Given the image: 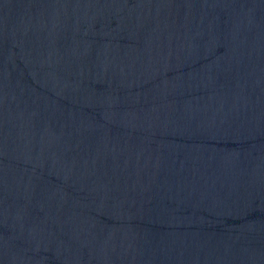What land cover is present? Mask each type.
Masks as SVG:
<instances>
[{
  "label": "water",
  "instance_id": "water-1",
  "mask_svg": "<svg viewBox=\"0 0 264 264\" xmlns=\"http://www.w3.org/2000/svg\"><path fill=\"white\" fill-rule=\"evenodd\" d=\"M0 264H264V0H0Z\"/></svg>",
  "mask_w": 264,
  "mask_h": 264
}]
</instances>
